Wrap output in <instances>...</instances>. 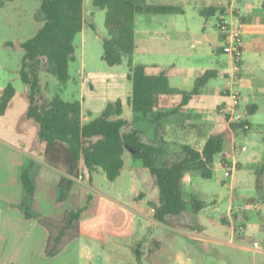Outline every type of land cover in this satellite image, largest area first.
Listing matches in <instances>:
<instances>
[{
  "label": "trees",
  "instance_id": "obj_1",
  "mask_svg": "<svg viewBox=\"0 0 264 264\" xmlns=\"http://www.w3.org/2000/svg\"><path fill=\"white\" fill-rule=\"evenodd\" d=\"M92 3L105 10V27L109 36L103 40L102 59L111 67L124 62L127 64L128 80L131 82L128 104L132 108L133 118L148 123L174 113L176 109L162 110L163 96L181 94L180 108L215 76L214 70H207L196 79L192 90L183 91L170 84L165 72L149 74L144 65L134 63L137 14H168L178 12L180 7L151 4L148 0H92ZM217 11L223 13L225 10L223 6L217 5L200 10L206 18ZM34 17L43 24L31 38L20 44L24 54L19 74L29 102L27 117L37 124L38 141L44 144V160L64 172L58 184L57 201L68 198L75 179L81 176L93 185L94 173L100 169L108 179L115 181L125 166L124 154L128 149L133 158L142 160L155 179L159 195L152 204L154 220L187 228L185 219L183 222L176 220L188 211L197 216L206 207V201L196 194H192L189 199L186 197L184 178L188 174L213 178L214 162L220 154H223L224 167L231 164L224 153L229 132L212 134L201 149L190 143L181 144L176 158L168 160L164 157L169 153L164 140L150 142L143 137V129H127L130 121L124 117V104L120 98L109 101L96 116L88 112L90 118L84 120L81 101L62 96L70 79L69 65L75 57V39L84 27V0H41ZM41 67L58 80L55 93L43 100L40 97ZM16 93L12 82L3 88L0 115L7 112ZM257 108V104L248 105L245 114L252 115ZM245 125H248L246 118L234 122L231 127L236 130L245 128ZM40 166L38 162L29 161L21 167L19 181L23 195L18 207L27 219L37 220L48 231L44 255L51 258L79 238L81 221L86 215L95 212L90 211V207L95 205V196L86 191L84 204L67 209L61 219L42 215L33 208ZM263 175L264 163L256 171V188L260 192L263 189ZM136 252L138 264H142L141 252L139 249Z\"/></svg>",
  "mask_w": 264,
  "mask_h": 264
},
{
  "label": "crops",
  "instance_id": "obj_2",
  "mask_svg": "<svg viewBox=\"0 0 264 264\" xmlns=\"http://www.w3.org/2000/svg\"><path fill=\"white\" fill-rule=\"evenodd\" d=\"M185 2V5L164 4L180 7L178 12L137 14L136 47L133 61L135 64L144 65L149 74L155 75L165 72L170 84L174 88L183 91L192 90L196 79L207 70H214L215 76L210 78L203 85L200 92L180 108L181 94L163 96L162 110L176 109V111L156 122L146 123L133 118L134 115L132 119H127L131 120L132 127L143 129L142 134L145 140L150 142L164 140L170 149V153L173 147L180 149V145L184 143H190L201 149L212 134L229 132L224 145L227 160L230 163L238 161L236 172L242 169L247 162L254 165L253 168L256 173L264 163V0H185ZM215 5L223 6L225 11L223 13L217 11L216 14L208 18L201 14V9ZM91 14H94V12ZM222 18L233 23L242 33L243 62L239 81L240 110L245 115L249 125L248 128L233 130L231 125L234 122H231L229 117L221 110L228 100L225 88L231 68V56L223 51L224 37L218 26ZM88 24L91 27L93 26V23L87 21L84 9V27L81 32V45H83V48L86 43L85 27ZM117 67H122L123 70H120V72L112 70V75L123 82L122 88L111 92L109 97L104 96L100 100L102 103H99V98L92 94L91 101L97 108L103 109L107 102L118 98L123 101L124 111L125 104L129 105L128 97L131 94V88L125 82L126 79L128 80V67L126 62ZM85 73L83 72V74ZM83 74L81 75L82 79ZM92 74L89 73L88 77H93ZM81 90L86 96V82L81 84ZM72 99L78 98L74 97ZM251 104H257L258 108L255 113L248 116L245 114V109ZM28 106L29 102L24 118L25 121L31 122L32 119L27 117ZM85 111L82 104L83 119L88 120L90 118L88 112L91 111H87V114H85ZM36 129L30 147L12 143L0 135V152H5L6 155L4 158L0 156V264H28L29 262L31 264H86L80 262L82 258L78 246H73L78 238L70 242L57 256L46 257L44 250L48 239V231L37 220L27 219L18 207L23 195L19 172L21 167L29 161H35L41 165L36 176V190L33 201L35 211L42 215L61 219L67 209L81 206L84 202V194L82 196L76 188L77 183L87 187L83 176L75 179L66 200L57 201L58 184L64 172L45 162L43 157L44 144L38 141L37 124ZM16 131L22 132L21 129ZM254 132L260 135L259 143L263 151L260 158H258L257 152L250 154L253 150L241 143L242 137H248ZM241 147H246V149L242 151ZM218 156L220 164L224 168L222 164L223 154ZM198 176L196 174L186 175L183 181L186 192L187 187L194 188L191 180H196ZM262 183L263 189L261 192L256 188V194L243 195L244 213L247 214L248 210L253 209L259 212L264 210V175ZM196 190L197 196L201 198L199 190ZM234 190L237 191L235 187H233ZM246 198H249L250 202L246 201ZM203 200L206 201L207 205L208 201ZM146 207L140 211L145 218L151 223L166 225L154 220L153 207H151V212L146 210ZM227 207L229 215L231 205H227ZM205 208L198 215H201ZM223 216L225 215L223 214ZM228 219L231 221V217ZM82 224L83 220L81 221V228ZM226 225L230 228L225 235L229 239L214 237L215 240L245 246L243 242L244 239H247V236L244 232L238 233V230H243L241 225L234 228L228 223ZM236 238H239L240 241L237 242Z\"/></svg>",
  "mask_w": 264,
  "mask_h": 264
},
{
  "label": "rangeland",
  "instance_id": "obj_3",
  "mask_svg": "<svg viewBox=\"0 0 264 264\" xmlns=\"http://www.w3.org/2000/svg\"><path fill=\"white\" fill-rule=\"evenodd\" d=\"M148 1L177 5L186 3L185 0ZM40 3L41 0H0V94L9 82L17 88L8 111L0 115V135L26 147L32 145L37 129L35 121L27 122L24 118L28 100L24 91L25 84L19 74L24 54L20 44L31 38L43 24L34 17ZM84 9L87 21L93 23V26L88 24L85 27L84 48L81 45L82 34H78L75 39V57L69 65L70 79L62 96L78 98L86 110L85 114L91 111L96 116L104 108L94 106L91 95L94 94L99 98L98 102L102 103L100 100L104 96L109 97L111 92L121 89L123 82L112 75V70L120 72L123 69L111 67L102 59L103 40L109 36L105 27V10L95 7L92 0H85ZM89 73H93V77H88ZM39 74L41 100L50 98L57 89L58 80L43 67ZM83 82L87 84L86 96L81 90ZM125 82L131 88V82L127 79ZM132 116V108L125 104L124 117L132 119ZM130 128L132 122L127 126V129ZM17 129L22 132H17ZM259 141L260 135L254 132L248 137H242L241 143L253 150L250 154L257 152L260 158L263 151ZM179 150L173 147L171 153L169 151L164 157L174 160ZM241 150L244 151V148L241 147ZM4 153L0 152L2 158L6 156ZM124 159L125 166L115 181L108 179L100 169L94 174L93 185L87 181V187L77 183L76 188L82 196L84 194V199L87 193L95 196V205L90 207V211L95 212L84 217L81 234L73 245L81 251L80 262L138 264L136 251L139 249L142 264H264V210L259 212L253 209L244 213L243 195L257 193L254 165L246 162L242 169L228 177L217 156L213 178L205 179L197 175L196 180H191L194 188L187 187L188 199L198 189L202 195L199 196L208 203L201 215L193 216L190 211L181 215L176 221L183 222L185 219L187 227L181 230L180 226L151 223L141 214L140 211L146 206V210L151 212L152 204L159 195L157 185L154 177L142 165V160L133 158L128 149ZM233 187L237 191H233ZM248 199L246 201L250 202ZM227 205H231L229 215ZM227 223L232 228L241 225L243 230H238V233L244 232L247 236L243 242L245 246L215 240L216 237H226L230 229ZM236 241L240 239L236 238ZM256 241L258 245H255Z\"/></svg>",
  "mask_w": 264,
  "mask_h": 264
},
{
  "label": "built area",
  "instance_id": "obj_4",
  "mask_svg": "<svg viewBox=\"0 0 264 264\" xmlns=\"http://www.w3.org/2000/svg\"><path fill=\"white\" fill-rule=\"evenodd\" d=\"M220 32L224 37L223 51L231 56V68L228 73L225 94L228 100L222 106V112L229 117L231 122H241L245 119L244 113L240 110L241 98L239 81L243 62V38L241 30L222 18L218 24ZM248 128V125H245ZM244 150L246 147H243ZM226 175L231 177L237 169V162L233 161L227 167ZM258 245V242H255Z\"/></svg>",
  "mask_w": 264,
  "mask_h": 264
}]
</instances>
